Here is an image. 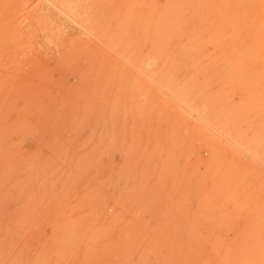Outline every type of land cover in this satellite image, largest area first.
Wrapping results in <instances>:
<instances>
[{"label":"rangeland","instance_id":"1","mask_svg":"<svg viewBox=\"0 0 264 264\" xmlns=\"http://www.w3.org/2000/svg\"><path fill=\"white\" fill-rule=\"evenodd\" d=\"M0 264H264V0H0Z\"/></svg>","mask_w":264,"mask_h":264},{"label":"bare ground","instance_id":"2","mask_svg":"<svg viewBox=\"0 0 264 264\" xmlns=\"http://www.w3.org/2000/svg\"><path fill=\"white\" fill-rule=\"evenodd\" d=\"M42 5H43V4H42ZM36 7H37V6L33 7V9L36 8ZM51 7H52V6H51ZM57 9H58V8H57ZM24 10H25V9H24ZM26 10H27V9H26ZM26 10H25V11H26ZM34 11H35V10H34ZM34 11L31 10V13H32L31 16H34V15H33V12H34ZM56 11H57V10H56ZM26 12H27V11H26ZM58 12H61V10L58 11ZM63 13H64V12H63ZM22 14H23V12H22ZM64 14L66 15V13H64ZM25 16L27 17V15H25ZM25 16H23V17L25 18ZM28 16H29V15H28ZM67 16H68V15H67ZM24 18H22L21 20H23ZM27 18H28V17H27ZM32 18H33V17H31V19H32ZM17 20H18V19H17ZM25 22H26V21H25ZM6 23H7V22H6ZM16 23H17V22H16ZM3 24H4V23H3ZM18 24H19V23H18ZM21 24H22V21H21ZM19 25H20V24H19ZM17 26H18V25H17ZM22 26H23V25H22ZM19 27H20V26H19ZM39 27H40V26H39ZM22 28H23V27H22ZM22 30H23V29H22ZM41 32L43 33V31H41ZM46 38H47V37H46ZM48 42H49V41H48ZM50 42H51V41H50ZM32 44H33V43H32ZM49 44H50V43H49ZM33 45H34V44H33ZM32 47H33V46H32ZM30 49H31V48H30ZM19 68H20V67H19ZM179 81H180V80H179ZM159 83H161V82H159ZM187 87H188V86H187ZM180 90H181V89H180ZM242 103H243V102H242Z\"/></svg>","mask_w":264,"mask_h":264}]
</instances>
